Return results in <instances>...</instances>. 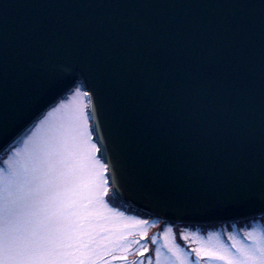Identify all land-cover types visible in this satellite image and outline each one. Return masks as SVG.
<instances>
[{"label": "snow or ice", "instance_id": "snow-or-ice-1", "mask_svg": "<svg viewBox=\"0 0 264 264\" xmlns=\"http://www.w3.org/2000/svg\"><path fill=\"white\" fill-rule=\"evenodd\" d=\"M78 80L114 168L126 154L160 193L233 189L264 216V0H0V264H264V224L191 249L168 228L153 256L149 222L106 199L88 105L44 114Z\"/></svg>", "mask_w": 264, "mask_h": 264}, {"label": "water", "instance_id": "water-1", "mask_svg": "<svg viewBox=\"0 0 264 264\" xmlns=\"http://www.w3.org/2000/svg\"><path fill=\"white\" fill-rule=\"evenodd\" d=\"M16 2L22 3L24 0H16ZM56 65L59 71L72 72L75 68L73 54L68 52L59 56ZM87 83L86 80H78L77 83L66 82L60 88L55 103L50 102V106L44 110V113L76 86H80L85 92H90L91 89L87 87ZM95 102L93 97L92 102L89 103V114L92 128L96 129L94 138L100 148V157L109 166L108 179L115 198L146 215L178 223L213 224L261 216L258 205L255 208L251 207L244 201L241 193L233 189L212 190L191 201L185 200L178 194L160 193L154 186L145 182L126 154L119 155L120 165L114 168L112 161L117 159V153L113 149L114 137L103 122V113L92 114V105ZM32 126L31 121L25 124L14 137V143ZM14 143H11V146ZM5 151L7 147L0 144V155ZM160 200H166L167 206H163Z\"/></svg>", "mask_w": 264, "mask_h": 264}, {"label": "rangeland", "instance_id": "rangeland-1", "mask_svg": "<svg viewBox=\"0 0 264 264\" xmlns=\"http://www.w3.org/2000/svg\"><path fill=\"white\" fill-rule=\"evenodd\" d=\"M79 87L81 92H85L80 86H76L75 88H73L70 92H68L63 98H61L55 105H53L52 107H56L58 106L60 103L62 102H69L72 101V104L70 105V109L76 107L77 105H79L81 102L83 104L88 105V107L85 109V111L89 114V102H88V98L80 96L77 98V100L73 101L72 98L74 95H76L75 93V89ZM51 107V108H52ZM51 108H49L47 111H50ZM47 111L44 113L45 115L47 114ZM40 119H43V116L40 117ZM38 122V121H37ZM89 126L90 128H92V121L90 118V114H89ZM34 127L32 126L29 130H27V132L25 134H23L11 147L17 148V147H22L23 146V142L27 139L28 136H30L32 134V132L34 131ZM93 140L94 142L97 144V146L99 147L98 143L96 142L94 135H93ZM98 158L104 163V161L101 159L100 157V152L97 153ZM8 158V156L4 155V157H2L0 159V166H3V161L6 160ZM107 180H108V186H109V192H110V184H109V179H108V172L105 173ZM109 197V195H108ZM106 197V199L108 200V203L110 205V207L118 209L120 212H123L125 214L126 217H137L139 219L142 220H147L148 223V234L149 236H157L159 237V239L155 242H149V248H150V252H152L153 256H154V250L155 247L159 246V244L162 242L163 240V232L166 231L168 228L172 229V235L175 236L176 242L179 243L182 247L186 248V249H191L192 247H198L199 244L196 243V241L199 238H209V236L211 235L212 239H216L217 235L220 238H226V236L231 233L235 236H239L243 231H247L250 228L254 227L256 224H264V219H254L252 221H250L248 224L244 225V226H237L234 225L232 227H226V226H220V227H211L208 228V230L206 231H202V229L200 227H194V226H186V225H179L180 228V236L178 237L176 235V224L174 223H165L163 222L161 219L153 217V218H146L143 217L141 215H138L136 213H130L127 212L123 209H120L118 207H115L114 205L111 204V202L109 201V198ZM184 235H188L189 240H192L193 243L189 244L188 241L184 240ZM182 238V239H181ZM181 239V240H179Z\"/></svg>", "mask_w": 264, "mask_h": 264}, {"label": "trees", "instance_id": "trees-1", "mask_svg": "<svg viewBox=\"0 0 264 264\" xmlns=\"http://www.w3.org/2000/svg\"><path fill=\"white\" fill-rule=\"evenodd\" d=\"M5 153H6V151L3 154L0 155V159L2 157H4ZM110 189H111V185H110ZM108 198H109V201L111 202V204L114 205L115 207H118V208L123 209V210H125L127 212H130V213H136V214L141 215V216L146 217V218H153L152 216H149V215H146L144 213H141V212L135 210L134 208L128 206L127 204L123 203L122 201L118 200L117 198H115L113 196V194H112V190H110ZM254 219H264V216H256V217L247 218V219H244V220H239V221H234V222H222V223H213V224H190V223L171 222V221H166V220H162V219L161 220L163 222H165V223H174V224H176L175 225L176 226V235L179 237L180 234H181L179 225L200 227L202 229V231H206V230H208V228H211V227L226 226V227L230 228V227H232L234 225L244 226V225L248 224L250 221H252ZM181 239H179V240H181Z\"/></svg>", "mask_w": 264, "mask_h": 264}]
</instances>
